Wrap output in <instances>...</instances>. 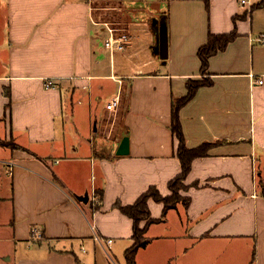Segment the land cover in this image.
<instances>
[{"label":"crops","instance_id":"0c3cea01","mask_svg":"<svg viewBox=\"0 0 264 264\" xmlns=\"http://www.w3.org/2000/svg\"><path fill=\"white\" fill-rule=\"evenodd\" d=\"M142 1L0 0V264H125L133 222L115 203L151 186L171 194L181 171L172 104L203 78L178 117L187 148L211 147L184 180L187 207L148 201L135 264H264V7L159 0L154 29L126 12ZM112 19L128 44L109 54L108 75L96 41ZM232 32L203 75L199 48ZM106 79L116 109L99 116L89 98L86 130L66 135L65 96L99 93Z\"/></svg>","mask_w":264,"mask_h":264},{"label":"trees","instance_id":"16d2710c","mask_svg":"<svg viewBox=\"0 0 264 264\" xmlns=\"http://www.w3.org/2000/svg\"><path fill=\"white\" fill-rule=\"evenodd\" d=\"M263 7L264 0H259L258 3L251 6V11L253 12ZM235 37V32L209 36L207 43L200 47L197 53L201 62V72L203 75H205L207 70L209 57L223 50ZM209 84L210 81L205 78L201 80L189 81L187 85V94L172 104L171 130L178 140L177 157L180 161L181 171L168 183V189L171 194L169 196H162L154 186H151L143 194H141L132 205L122 206L119 203H115V206L133 222V233L131 237L132 245L125 250V264H135L137 251L146 245V238L144 235L145 231L140 227V223L150 219V210L148 207V201L150 199L155 202L162 203L164 211L175 207L178 203H183L185 207L189 204V198L180 195L181 190L186 189L184 180L190 172L192 161L197 157L206 156L208 149L211 147V143H203L194 149L187 148L178 114L179 110L194 96L199 87ZM6 95H8L7 91ZM0 145H5V143L0 141ZM99 198H101V192L99 193Z\"/></svg>","mask_w":264,"mask_h":264},{"label":"rangeland","instance_id":"374dc122","mask_svg":"<svg viewBox=\"0 0 264 264\" xmlns=\"http://www.w3.org/2000/svg\"><path fill=\"white\" fill-rule=\"evenodd\" d=\"M159 0H143L142 3L145 5V7H138V8H129L126 12L129 16H133L134 13H136L137 11L141 10V15L143 16H146L145 18H149L145 23L146 26H150V25H153L154 29H157V25L160 24V21L162 23H164V18L163 17H160L159 16V13L156 12L155 10V7H154V4L157 3ZM142 4V5H143ZM136 7V6H134ZM145 8V9H144ZM161 8H163V6L161 5ZM144 9V11H143ZM143 11V12H142ZM99 12H103L101 10H99ZM154 14V15H151ZM2 16L4 17V14L1 13ZM0 14V24L2 25L3 24V18ZM258 15V14H257ZM151 16V17H149ZM259 17H263L262 18V23H264V14L260 15L259 14ZM156 21V23H155ZM159 21V23H158ZM119 22H117V20H114L112 19L111 22H110V27L113 28V29H120L121 30V26L118 24ZM132 25V23H131ZM148 26V27H149ZM122 33V31H119ZM136 35V34H135ZM105 37L107 36L104 35ZM137 36L140 38L139 41H138V46H141L142 44V40L145 39L147 40L146 38V35L144 32L142 31H139L137 33ZM97 45H98V48L101 49V51L103 52L104 51V39H101L100 37H98L97 39ZM144 45H146L145 42H143ZM107 50V49H106ZM103 54V53H102ZM105 56H104V60L106 61L107 63V69L105 70V73L109 75V72H110V60H109V54L110 52L107 50L104 52ZM145 55H146V52L143 51V49L141 50L140 54H139V57L138 59L140 61H145ZM135 62H138L137 58H134V63ZM131 63H133L131 61ZM160 69H163V67H160ZM147 70V68H146ZM104 88L99 91H95L93 95H89L88 96V92H84V91H81V93L79 94V96H74L72 99L70 98V96L67 97V95L65 96L66 98H64V102H65V107H68V109L65 110V113H64V119H63V125L65 126L64 130L66 131V135L68 134L69 136H73V133L75 132V130L77 131H82L84 132L86 129H85V126H86V121L88 120L89 118V113H88V107H89V98H90V101H91V107L92 108H96L97 109V114L100 116L102 114V112L104 111V109L106 108V104H107V101L109 100V94L111 91H114V90H117V86H115V84L112 82V80H108L106 79L104 81ZM124 88H126L127 90H129V87L128 86H124ZM74 110V112H72V110ZM76 126V127H75ZM80 126V127H79ZM181 195V193H180ZM1 249V247H0Z\"/></svg>","mask_w":264,"mask_h":264},{"label":"built area","instance_id":"2783aa9c","mask_svg":"<svg viewBox=\"0 0 264 264\" xmlns=\"http://www.w3.org/2000/svg\"><path fill=\"white\" fill-rule=\"evenodd\" d=\"M241 3L244 4L245 0H241ZM108 34L104 39V47L110 52V54H113L115 52H121L124 51L126 45L128 44V36L127 33L120 29H113L111 27H107ZM119 31H122L119 32ZM259 42L264 43V36L260 37L258 39ZM259 84H262L263 81L259 80ZM119 104V99L115 98L110 103L106 105V108L108 110H115L116 107ZM10 167L14 166V163L9 164ZM107 243H111V240H108Z\"/></svg>","mask_w":264,"mask_h":264},{"label":"water","instance_id":"95a60500","mask_svg":"<svg viewBox=\"0 0 264 264\" xmlns=\"http://www.w3.org/2000/svg\"><path fill=\"white\" fill-rule=\"evenodd\" d=\"M164 39H165V38H163L162 41H163ZM164 42H165V41H163V46H164Z\"/></svg>","mask_w":264,"mask_h":264}]
</instances>
